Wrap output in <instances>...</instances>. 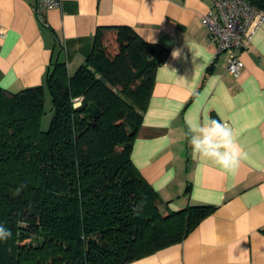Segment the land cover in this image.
I'll return each instance as SVG.
<instances>
[{
	"label": "crops",
	"instance_id": "obj_1",
	"mask_svg": "<svg viewBox=\"0 0 264 264\" xmlns=\"http://www.w3.org/2000/svg\"><path fill=\"white\" fill-rule=\"evenodd\" d=\"M36 3L0 0V87L12 93L46 87L56 62L75 74L92 53L98 28L127 25L170 50L131 159L170 211L216 210L183 242L129 264H264V25L241 52L245 67L235 77L202 24L212 0H61L44 20ZM114 35L104 31L107 39ZM208 118L232 128L241 150L236 168L193 158L188 125Z\"/></svg>",
	"mask_w": 264,
	"mask_h": 264
},
{
	"label": "trees",
	"instance_id": "obj_2",
	"mask_svg": "<svg viewBox=\"0 0 264 264\" xmlns=\"http://www.w3.org/2000/svg\"><path fill=\"white\" fill-rule=\"evenodd\" d=\"M245 1L264 12V0ZM169 54L130 26L98 28L75 74L60 62L48 72L47 131L44 85L0 87V224L12 233L0 264H129L183 242L216 210L170 211L131 159Z\"/></svg>",
	"mask_w": 264,
	"mask_h": 264
},
{
	"label": "built area",
	"instance_id": "obj_3",
	"mask_svg": "<svg viewBox=\"0 0 264 264\" xmlns=\"http://www.w3.org/2000/svg\"><path fill=\"white\" fill-rule=\"evenodd\" d=\"M213 8L203 16L209 30L208 40L216 48V56L225 54L227 72L239 77L245 67L241 52L252 43L255 33L264 25V12L245 0H212ZM61 0H37L34 11L42 20L48 10L60 6ZM5 30L0 27V35Z\"/></svg>",
	"mask_w": 264,
	"mask_h": 264
},
{
	"label": "clouds",
	"instance_id": "obj_4",
	"mask_svg": "<svg viewBox=\"0 0 264 264\" xmlns=\"http://www.w3.org/2000/svg\"><path fill=\"white\" fill-rule=\"evenodd\" d=\"M172 55L175 58L179 52L174 51ZM188 131L191 134L189 144L194 159H210L225 170L234 169L239 165L241 150L232 128L227 124L208 118L202 123H190ZM11 236V230L0 224V241H7Z\"/></svg>",
	"mask_w": 264,
	"mask_h": 264
},
{
	"label": "rangeland",
	"instance_id": "obj_5",
	"mask_svg": "<svg viewBox=\"0 0 264 264\" xmlns=\"http://www.w3.org/2000/svg\"><path fill=\"white\" fill-rule=\"evenodd\" d=\"M82 99L77 100V104H80ZM54 111H53V100L51 95L48 93L46 96V103H45V114L41 121V130L47 131L51 127V123L53 120Z\"/></svg>",
	"mask_w": 264,
	"mask_h": 264
}]
</instances>
